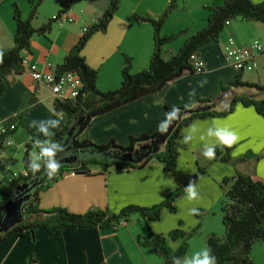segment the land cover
Segmentation results:
<instances>
[{"label": "crops", "instance_id": "0c3cea01", "mask_svg": "<svg viewBox=\"0 0 264 264\" xmlns=\"http://www.w3.org/2000/svg\"><path fill=\"white\" fill-rule=\"evenodd\" d=\"M35 1L0 0V50L13 46L16 28L13 5L17 6L25 19ZM53 1L54 5L52 0H44L38 5V16L32 20L33 27H39L62 10H67L72 21L62 24L52 22L48 32L31 37L29 51L21 53L26 59L25 71L7 77L5 89L0 95V120L10 129L14 127L11 144L6 145L0 153V199L9 190L11 174L24 170L19 162V167L13 165L17 155L22 158L25 146L30 144L31 147L27 148L29 159L32 147L44 148L41 144L52 141L61 129L59 116L53 109L54 97L44 84L31 80L28 69L35 66L38 70H47L46 63L56 68L77 43L82 28L101 15L108 5V0ZM250 1L259 3L262 0ZM169 2L120 0L105 31H97L89 37L80 55L90 68L96 70L97 89L107 91L119 86L124 57L131 58L132 73L147 68L153 50L152 26L135 15L157 19ZM222 2L177 0L175 8L164 20L161 32L172 35L184 30L186 33L163 46V57L176 53L188 35L205 26L208 15L206 6L220 5ZM47 4L51 5L49 11L45 7ZM228 35L234 37L237 45H248L252 40H257L255 38L264 42V22L241 18L234 23L228 21L219 34L218 42L204 44L198 49L204 62L203 71L185 70L155 92L93 116L80 132L79 139L98 144L114 140L127 145L130 136L151 134L158 130L165 106L184 105L193 96L212 94L219 84H226L236 72L224 62L221 54V44ZM262 56L257 58L258 67L262 65ZM244 73L243 80L264 83V79H250L244 77ZM228 101L229 92H226L221 99V107H225ZM216 132L236 137L229 150L231 162L208 159L203 155L208 147L223 144ZM175 143L178 157L171 170H164L162 163L156 159H151L141 168L119 171L109 168L106 172H101L98 165L89 164V174L65 172L61 178L37 193L41 208L61 206L73 213H84L89 209L117 213L129 204L151 206L161 202L169 192L182 186L199 168L202 169L203 172L191 185L195 194L190 195L186 189L177 197L174 201L175 212L163 208L158 221H144L135 217L134 222L118 230L65 227L60 233L51 235L39 228L33 241L12 233L0 239V264H137V255L140 264L141 257L152 259L153 252L148 250L149 247L139 246L137 238H146L150 233L165 235L178 226L186 234L197 226L200 231L204 220L207 223L212 221L208 219L209 214L215 215L216 223V215L221 217L219 206L223 178L233 177L237 173L256 174L264 178V115L258 114L253 106L237 103L225 116L194 118L179 129ZM30 162L39 165L42 159ZM193 208L204 211L197 216ZM179 220L182 221L181 225H178ZM143 224L148 226L146 231ZM209 233L222 234L223 226L217 229L203 228L204 238ZM179 244L180 240L169 242L172 249Z\"/></svg>", "mask_w": 264, "mask_h": 264}, {"label": "trees", "instance_id": "16d2710c", "mask_svg": "<svg viewBox=\"0 0 264 264\" xmlns=\"http://www.w3.org/2000/svg\"><path fill=\"white\" fill-rule=\"evenodd\" d=\"M43 1L36 0L25 19L21 17L16 5L12 7L16 28L13 46L7 50H0V95L5 89L7 77L19 75L25 71L21 53L29 51L31 37L34 34H44L51 29L52 19L37 28L32 25L37 7ZM176 1L170 0L157 19L135 15L136 18L151 24L153 50L147 68L137 73L131 72V58L124 57L120 84L112 90L97 89V72L85 63L80 52L93 33L105 31L119 7L120 0H108V5L102 14L81 32L77 43L56 66L55 71H75L82 82V87L73 100H53V109L59 116L61 129L44 147L51 150L52 155L45 154L39 167L34 169L28 159L27 151L31 145L25 146L22 162L23 171L26 174L18 172L15 176L11 175L9 190L0 199V217L6 214L7 209L11 206L16 207L20 202L17 209L20 219L5 231H0V239L17 233L33 241L35 231L39 228L51 235L60 233L65 227H73L77 230L92 227L118 230L121 223L131 222L129 216L132 214H137L138 218H136L144 221H157L160 219L163 208L170 212L176 211L175 199L196 181L198 175L203 172L202 169L199 168L182 186L169 192L161 202L151 206L129 204L117 213L103 209L73 213L61 206L41 208L37 193L61 178L65 172L73 170L89 174V164L98 165L101 172H106L109 168L117 171L141 168L151 159H156L162 163L164 170H171L175 167L178 157L175 143L177 133L194 118L225 116L237 103L243 106L251 105L258 114L264 115V83L245 81L242 79L243 72L236 71L226 84H219L209 96H193L187 104L165 106L161 124L167 125L171 115H174L175 126L164 142L158 143V149L155 152L139 160L135 159V153H140L144 147L151 146L164 130L160 131L158 128L151 134L130 136L127 145L118 144L114 140L98 144L79 139L80 132L93 116L107 112L139 96L155 92L185 70L194 72L189 63V55L198 52L204 44L218 42L220 32L231 19L240 17L246 21L264 22V0L259 3H253L250 0H223L220 5L206 6L208 15L205 26L188 35L178 51L165 58L162 53L163 46L186 33L184 30L172 35L161 32V26L175 8ZM226 92H229V101L225 107H221L220 102ZM13 131L14 127L0 133V153L6 147L5 139H11ZM231 147L224 144L213 146V158L222 162H231L232 159L229 156ZM39 149L40 146H38ZM130 154L134 160L128 158ZM65 159L69 161L64 162ZM53 162L57 165L55 172L48 167ZM221 190L222 199L219 208L223 233H209L205 236L204 247L209 251V258L214 257L215 264H255L250 257L252 247L255 243L264 242V178L256 174L237 173L233 177L222 179ZM203 211L196 208L194 214L199 215ZM181 223L182 221L179 220L178 225ZM198 227L186 235V232L178 226L166 235L171 240H177L194 235ZM137 243L139 246L151 248L160 257V264H173L174 259L181 260L188 250V244L185 241L172 249L167 244L164 234L150 233L146 238H137Z\"/></svg>", "mask_w": 264, "mask_h": 264}, {"label": "built area", "instance_id": "2783aa9c", "mask_svg": "<svg viewBox=\"0 0 264 264\" xmlns=\"http://www.w3.org/2000/svg\"><path fill=\"white\" fill-rule=\"evenodd\" d=\"M51 19L57 24L64 22H71L72 18L67 14V10L59 11L54 14ZM86 26L82 28L85 31ZM81 31V32H82ZM221 54L224 62L230 65L235 71H254L257 69V58L264 54V47L258 40H253L248 45H237L235 39L228 35L225 42L221 44ZM189 63L194 72H201L204 69V62L198 52H193L189 55ZM23 64L25 66L26 59L23 58ZM47 70H38L35 66L28 69L30 78L35 83L44 84L51 92L54 99L60 101L73 100L79 94L82 87V82L75 71L56 72L55 68L49 63H46ZM6 129H10L5 126L4 122L0 120V133L6 132ZM11 139H5V145H10ZM45 148L38 150V158L43 159ZM68 172H74L73 170ZM18 172L12 173L15 176ZM26 174L25 171H22ZM125 223H121L120 227L125 226Z\"/></svg>", "mask_w": 264, "mask_h": 264}, {"label": "rangeland", "instance_id": "374dc122", "mask_svg": "<svg viewBox=\"0 0 264 264\" xmlns=\"http://www.w3.org/2000/svg\"><path fill=\"white\" fill-rule=\"evenodd\" d=\"M52 4L54 5V1L53 0H52ZM45 7H46L47 11H49V8H51V5L50 4H47V5H45ZM37 13H36V18L38 16ZM238 20H240V18L239 17H235V18L231 19L230 22L231 23H234V22H236ZM243 31H245V28L243 29ZM255 39H257L263 45V47H264V42L260 38H255ZM262 55L263 56L260 59L261 62H262V65H260L259 67H257V69L254 70V71L245 72L244 73V77H250V79H254V80L262 79V81H263V79H264V54H262ZM258 77H261V78H258ZM249 106H251V105H249ZM47 144H48V142L45 143V144H42V147H45ZM32 150H33V151H31L32 153H30V155H29L30 161L31 160L33 161L35 159L36 160L38 159V147H32ZM63 153H65V152H63ZM18 158H20V156L17 155V159H16V162H15L16 165L13 164L14 166H17V167L20 166L19 163H21L23 165L22 158H20L19 161H18ZM17 162H19V163H17ZM0 190H2L1 186H0ZM208 216H209L208 219L209 220H212V221L210 223H207V221L204 220L203 221V228L204 229H206V230L207 229H217L218 226H220L222 228L223 225L221 223V217H217V215H216V219H218V220H216V223H215V215L214 216H211L209 214ZM129 217L132 218L131 219L132 220L131 222H134L133 219L135 217L138 218L137 214H132ZM139 219H141V218H139ZM128 223H130V222H128ZM143 226L145 228L144 231H146V229H148V226H146L144 224H143ZM124 227L125 226L119 227V229H122ZM203 228L200 231L197 230L194 235H190V236H187V237H181V238H178L177 239V240H180V244L183 241H185L188 244V250H187L186 254L184 255V257L180 260L181 262H183V260L185 258L193 259L194 258L193 255L194 254H196V253L202 251L203 249H205V247H204V236L202 235ZM186 235H188V234H186ZM164 236H166V240H167V244L168 245H169V242H171V241H177V240H171L170 238L167 237L166 234ZM142 250H144V249H142ZM148 250H150L151 252H153L152 253L153 254L152 259H146L145 256L144 257H141V259L142 258L143 259L140 262V264H160L161 263L160 257H158L151 248H148ZM250 257H251L252 261L255 264H264V243H257L255 246L253 245L252 250H251V253H250ZM195 258H200V257L199 256H196ZM144 259L146 260V262H145ZM135 261L138 264V261H139L138 260V255L135 257Z\"/></svg>", "mask_w": 264, "mask_h": 264}, {"label": "clouds", "instance_id": "9594fccd", "mask_svg": "<svg viewBox=\"0 0 264 264\" xmlns=\"http://www.w3.org/2000/svg\"><path fill=\"white\" fill-rule=\"evenodd\" d=\"M167 125L166 124H161L159 126V130L160 131H163L165 129ZM193 131H195V129L193 128ZM216 136L219 137L220 141L224 144V145H227L228 147H231V145L234 143V141L236 140V137L234 136H231V135H224L222 134L221 132H216ZM203 138V137H201ZM44 153L46 155H49L51 156L52 153H51V150H48V149H45L44 150ZM203 155L208 158V159H212L214 157V152H213V149L211 147H208L204 152H203ZM39 165H33V168H38ZM48 167L50 169H52L53 172H55L56 170V167L57 165L53 162V163H50L48 165ZM187 192L190 194V195H194L195 193L193 192V188L190 186L188 189H187ZM193 211H196L195 208H193ZM196 256H199L200 258H195ZM193 259H188V258H185L183 260V262H181L178 258L177 259H174L173 261V264H215V258L213 257L212 259L209 258V251L207 249H203L202 251L196 253L193 255Z\"/></svg>", "mask_w": 264, "mask_h": 264}, {"label": "water", "instance_id": "95a60500", "mask_svg": "<svg viewBox=\"0 0 264 264\" xmlns=\"http://www.w3.org/2000/svg\"><path fill=\"white\" fill-rule=\"evenodd\" d=\"M175 123H176V117L174 115H171L170 119L167 121V126L162 132V134L160 135V137L155 142H153L151 146L147 148L144 147L142 152L135 153V157H136L135 159L139 160L149 155L150 153L155 152L158 149V143L164 142L167 135L174 128ZM128 158L130 160H134V158L132 157V154H130ZM68 161H69L68 159L64 160V162H68ZM19 204L20 202H18L16 207L11 206L10 209H7L6 214L3 217H0V231H5L8 227H10L11 225L19 221L20 218L17 214V209H18Z\"/></svg>", "mask_w": 264, "mask_h": 264}]
</instances>
